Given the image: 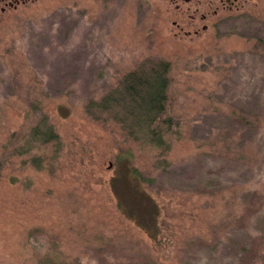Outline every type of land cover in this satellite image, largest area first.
Masks as SVG:
<instances>
[{
    "label": "rangeland",
    "instance_id": "374dc122",
    "mask_svg": "<svg viewBox=\"0 0 264 264\" xmlns=\"http://www.w3.org/2000/svg\"><path fill=\"white\" fill-rule=\"evenodd\" d=\"M144 60L162 153L85 111ZM48 260L264 264V0H0V264Z\"/></svg>",
    "mask_w": 264,
    "mask_h": 264
},
{
    "label": "trees",
    "instance_id": "16d2710c",
    "mask_svg": "<svg viewBox=\"0 0 264 264\" xmlns=\"http://www.w3.org/2000/svg\"><path fill=\"white\" fill-rule=\"evenodd\" d=\"M169 69L166 62L144 60L99 101L89 102L85 108L87 115L94 120L107 119L118 127L125 140L149 146L161 153L167 151V137L174 128L173 118L168 115ZM58 141L53 127L43 118L32 130L29 144H51L58 151ZM35 166L43 170L40 161H36ZM131 175L137 183L151 181L134 168ZM40 264L52 262L48 260Z\"/></svg>",
    "mask_w": 264,
    "mask_h": 264
}]
</instances>
